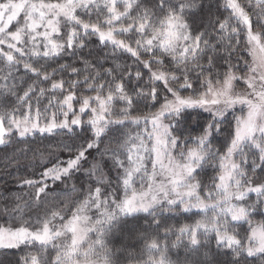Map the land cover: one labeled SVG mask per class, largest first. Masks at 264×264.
<instances>
[{
    "label": "snow or ice",
    "instance_id": "6c2138e0",
    "mask_svg": "<svg viewBox=\"0 0 264 264\" xmlns=\"http://www.w3.org/2000/svg\"><path fill=\"white\" fill-rule=\"evenodd\" d=\"M223 7V20L198 23V0H0V145L13 136L91 132L49 148L50 166L21 182L35 192L0 210L12 218L0 224V250L34 249L18 264H173L159 231L139 236V253L127 241L144 227L140 214L159 230L163 214L179 209L200 215L173 233L171 247L191 253L184 264H219L201 252L213 234L231 264L241 257L264 264V222L251 219L264 209V176L256 175L264 173V0H224ZM91 37L112 53L94 54ZM117 51L133 64L105 67ZM65 58L73 63H58ZM188 110L210 119L198 136L182 138ZM217 134L223 151L213 144ZM205 165L217 172L209 184L198 178ZM77 174L87 178L78 197L75 184L65 186L56 201L62 207L24 219Z\"/></svg>",
    "mask_w": 264,
    "mask_h": 264
},
{
    "label": "trees",
    "instance_id": "16d2710c",
    "mask_svg": "<svg viewBox=\"0 0 264 264\" xmlns=\"http://www.w3.org/2000/svg\"><path fill=\"white\" fill-rule=\"evenodd\" d=\"M198 2L203 5L202 9L197 10L198 23L201 20L206 23L209 17H211L212 19L219 18L223 20L228 16V12L223 7L224 0H198ZM89 39L91 41L89 47L94 50V54H98L103 57L112 53L111 46H109L108 48H103L99 45L97 38L91 37ZM85 51H87V49ZM240 54L243 55V52H241ZM245 59H248V57L245 56ZM58 63L72 64L73 61L70 58H65V60H60L58 61ZM132 64L133 58L129 54L117 51L114 57H110L109 62L105 65V67L119 65L120 69L123 70L126 66H130ZM57 66L58 64H51V67ZM75 66L79 67L80 65ZM133 71H135V68H133ZM18 75L21 78L28 80L29 83L31 82L29 77L24 73L23 69L20 70ZM59 75H63L66 80L76 79V77L70 76L67 73H60L58 74V76ZM116 107H122V105L117 104ZM151 110L153 109H144L145 112ZM188 111L193 113L192 116L186 117V119L179 125L180 132L178 134H181L182 138H186L189 136H198L201 132V125L205 124L206 121L210 119V115L205 112H202L200 116H196L195 111ZM83 118L86 120V116ZM228 119L231 120V115L228 116ZM76 132L79 133V135L74 139H70L63 133L56 136L36 134L33 136H29L23 140H21L17 136H13L11 138V143L0 145V207L2 209L7 207L9 211H11V209L14 207V201L16 197H22V199L25 201L31 198V195L34 194L35 189L28 188L27 186L21 187V182L25 179L39 178V174L43 171V169L50 166L48 160L49 152L47 151L49 148L56 149L58 143H80L84 137L91 138V132L87 126H85L83 129L77 128ZM102 139L103 143L101 144V148H103L110 142L109 135L104 136ZM213 141L216 142L215 147L221 148V145L223 143V136L221 134H217L216 139H214ZM25 149H27L26 152L23 151ZM221 151H223L222 148ZM60 155L61 158H66L67 154L61 152ZM93 155H95V153H93ZM110 163L111 162H109V164ZM85 167H87V165H85ZM214 172L215 170L211 166L206 167L205 165V168L201 170L200 178L207 181L206 184H209L211 183L210 178L213 177ZM111 175L114 179L115 172L113 171ZM256 175L258 177L264 176V173H260L259 170H257ZM73 184L76 185L77 192L72 193L71 196L73 198H76L79 196V189L81 185H84L85 189L87 188V178L85 176L77 174V176L73 180L66 181L65 185H60L58 188L50 192L49 196L41 202L39 207L32 206L29 209H26V213L29 214L25 215L24 219L27 220L31 218L32 220H35L37 215H44L46 212L54 210L57 206L62 207L63 205H57L56 203L57 200L64 198V194L60 192V189L64 188L65 186L71 188ZM54 197L56 199H53ZM140 215L142 218L140 222L144 225V227L140 230V233L137 234V237L127 241L129 249L131 251L137 253L142 251L145 240L139 238L141 234L145 238H151L153 236H156L157 232L159 231L160 234L158 238L160 240L166 239L169 244V257L173 261V264H184L186 260H190L192 258L191 253L183 244L178 245L175 248L171 247V244L176 240V236L173 233L181 226L185 224H191L200 215H194L191 212L183 213L179 209L171 213H164L162 216L161 228L159 230H157L154 225H151L148 220L144 219L146 214ZM254 217L258 220L264 221V214L261 211L255 212ZM11 219V216L0 215V222L3 224H5L6 222H11ZM246 227L247 224H244L242 227L237 226V230L240 232L241 236L246 235ZM164 228H170L173 230V232H170L168 236L165 237L163 235ZM114 243L118 247L120 246L121 242L115 241ZM33 250L34 249L24 246H22L20 249L7 251L0 250V261H4V264H18L20 257L24 256L25 253ZM204 251H207L209 253L211 259L218 260L219 264H231V261L233 259L232 253L230 251L217 249L214 234L209 237L207 247L201 249V252ZM240 260L241 264H260V260L258 258L241 257Z\"/></svg>",
    "mask_w": 264,
    "mask_h": 264
},
{
    "label": "rangeland",
    "instance_id": "374dc122",
    "mask_svg": "<svg viewBox=\"0 0 264 264\" xmlns=\"http://www.w3.org/2000/svg\"><path fill=\"white\" fill-rule=\"evenodd\" d=\"M21 70H22V69H21ZM238 88H241V89H242V88H243V85H242V84L238 85ZM184 94H188V93H184ZM238 107H239V106H238ZM205 113H206V112H205ZM207 114H208V113H207ZM236 114L239 115V114H240L239 111H237ZM229 115H231V113H230ZM86 119H87V116H86ZM231 119H232V115H231ZM213 144H214V146H215V145H216V142L213 141ZM189 146H192V142H191V141H189ZM207 166L210 167V165H206V167H207ZM149 167H150V165H149ZM216 174H217V172L215 171L214 174H213V176H215ZM198 178L201 179L200 177H198ZM203 181H204V183L206 184L207 181H205L204 179H203ZM256 199H257L256 194H255V193H252V194H250V199H249L248 202H249V203H252V202H254ZM0 210H2L1 207H0ZM257 211H261V212L264 214V209H257ZM257 211H256V212H257ZM0 215H3V214L0 213ZM198 219H200V216H199L196 220H198ZM251 219H252L253 223L264 222L263 220H258V219H256V218L254 217V214L252 215ZM196 220H195V221H196ZM195 221L192 222L191 224H194ZM0 224H3V223L0 222ZM246 229H248V225H247Z\"/></svg>",
    "mask_w": 264,
    "mask_h": 264
}]
</instances>
